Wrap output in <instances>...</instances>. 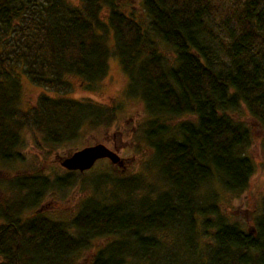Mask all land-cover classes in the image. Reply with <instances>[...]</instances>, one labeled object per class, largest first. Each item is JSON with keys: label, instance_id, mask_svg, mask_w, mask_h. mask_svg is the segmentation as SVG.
Instances as JSON below:
<instances>
[{"label": "trees", "instance_id": "1", "mask_svg": "<svg viewBox=\"0 0 264 264\" xmlns=\"http://www.w3.org/2000/svg\"><path fill=\"white\" fill-rule=\"evenodd\" d=\"M121 3L0 0V159L20 158L26 127L58 144L85 127L112 125L117 106L44 93L25 110L20 100L23 75L68 91L70 76L91 84L106 75L115 55L129 94L145 103L149 118L141 130L168 191L133 205L91 197L69 221L36 210L21 222L14 217L20 208L38 205L49 188L87 181L103 159L84 172L62 166L64 174L51 178L24 175L17 184L28 193L9 200L0 215V264H85L84 252L105 237L112 241L87 264H264V203L246 229L226 218L218 193L209 190L219 180L242 193L256 169L248 152L253 133L235 112L245 105L264 133V0H142L146 22ZM185 115L175 125L167 121ZM106 178L130 193L141 176ZM92 182L99 189L101 176ZM199 221L213 230L203 257L192 233ZM163 230L174 231L172 242L156 235ZM178 237L175 249L170 244Z\"/></svg>", "mask_w": 264, "mask_h": 264}, {"label": "rangeland", "instance_id": "2", "mask_svg": "<svg viewBox=\"0 0 264 264\" xmlns=\"http://www.w3.org/2000/svg\"><path fill=\"white\" fill-rule=\"evenodd\" d=\"M67 1L75 5L81 2V0ZM121 4L126 13L135 16L139 21H147L148 16L142 6V0H122ZM214 22H217L216 18ZM215 24L217 25V23ZM218 26L219 24L216 27ZM108 67L106 75L91 84L79 76H70L71 86L68 91L61 92L36 85L25 75L22 76L23 87L20 106L25 110L37 106L41 96L46 93L56 98H75L99 105L117 106V115L116 120L108 127H85L78 137L58 144H52L51 141L45 139V134L42 131L34 127H26L22 132L23 141L20 146L22 155L20 158L10 162L0 159V215L9 207V200L23 198L28 193L20 183L17 184L24 175L43 174L50 178L55 174L62 175L65 172L60 163L62 157L84 146L98 142L105 143L117 151L123 158L124 165L113 164L107 158L100 160L84 176L87 181L80 180L79 184L73 187L58 188L59 186L55 185V189L46 190L38 205L28 203L24 208H20V212L14 217L22 222L23 218H29L33 216L36 210H41L49 218L69 221L79 211L82 200L87 198L94 197L104 204L123 201L133 205L145 196L150 197L151 195L154 199L161 193L168 191L166 182L161 177L158 167L155 166L154 151L145 141L144 132L141 130V124L149 118L145 103L141 98L129 94L128 78L119 57L115 55L110 57ZM235 116L245 121L253 133L252 144L248 152L255 162V172L251 177L248 189L242 193L227 191L219 180L213 181L209 185V190L218 193V201L226 218L229 221L240 222L247 229L254 225V219L260 213L264 203V133L259 122L251 116L245 105L235 112ZM186 118L189 116L168 117L167 121L175 125L179 120ZM110 172L111 174H109ZM123 172L124 174H122ZM106 174L113 178L114 176L131 177L139 175L141 179L132 185L134 188L129 193L127 190L129 186L124 188L117 186L116 180L106 178ZM99 176H101V182L99 189H97L94 187L92 179ZM212 231L210 228L202 227L200 221L196 231H192L196 236L194 242L198 245L197 257H203L204 254H207L206 245L208 243L213 244V237L210 233ZM181 233L183 236L187 231L184 234L183 231ZM156 235L164 241L172 242L174 239V231L172 230H163L157 232ZM178 238L177 243L170 244L175 249L181 243V237ZM110 241H112L111 237L97 239L91 249L84 252L80 261L87 264L92 260L97 249Z\"/></svg>", "mask_w": 264, "mask_h": 264}, {"label": "water", "instance_id": "3", "mask_svg": "<svg viewBox=\"0 0 264 264\" xmlns=\"http://www.w3.org/2000/svg\"><path fill=\"white\" fill-rule=\"evenodd\" d=\"M104 158L109 159L113 164L124 165V160L118 152L102 142L89 144L70 152L61 158L60 163L67 170L84 172L91 169L98 160Z\"/></svg>", "mask_w": 264, "mask_h": 264}]
</instances>
